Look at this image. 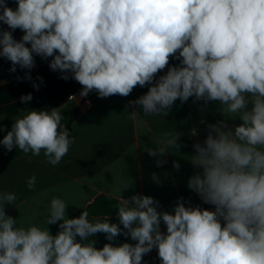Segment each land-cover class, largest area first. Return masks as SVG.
Masks as SVG:
<instances>
[{"label": "clouds", "instance_id": "9594fccd", "mask_svg": "<svg viewBox=\"0 0 264 264\" xmlns=\"http://www.w3.org/2000/svg\"><path fill=\"white\" fill-rule=\"evenodd\" d=\"M16 3L13 9L0 0V23L11 29L0 28V57L11 62L10 73L17 66L33 69L34 54L51 57L49 68L61 79L78 82L81 96L95 91L99 98L127 97L147 85L145 94L129 101L144 115L167 116L177 100L194 98L217 102L241 123L208 124L203 143L193 145L195 172L187 186L214 210L192 206L183 197L171 211L160 210L152 196L134 194L119 197L118 224L109 217L93 222L87 211L68 218L65 201L53 196L46 219L47 226L59 222L53 235L48 227L18 226L5 211L16 194L0 193V264H143L153 249L160 264H264V0ZM16 29L24 33L19 41L12 35ZM172 58L179 64L169 66ZM17 79L32 77L26 72ZM32 99L29 93L20 102ZM63 118L58 108L33 110L15 120L0 145L33 156L43 150L55 166L75 139ZM129 119L138 127L144 123L137 110L129 112ZM179 136L166 133L159 147L144 150L165 156L168 147H180ZM166 162L156 160L158 167ZM173 168L179 170L180 164L174 161ZM152 178L159 183L156 173ZM26 184L32 190L35 175ZM98 233L109 241L102 248L90 239ZM121 234L136 243H111Z\"/></svg>", "mask_w": 264, "mask_h": 264}, {"label": "crops", "instance_id": "0c3cea01", "mask_svg": "<svg viewBox=\"0 0 264 264\" xmlns=\"http://www.w3.org/2000/svg\"><path fill=\"white\" fill-rule=\"evenodd\" d=\"M7 3L13 9L17 7L16 0H7ZM0 28L11 31L2 23ZM12 35L19 41L24 33L16 29ZM51 59L45 60L34 54L33 69L22 70L17 66L16 72L10 73L11 62L0 57V126L4 127L0 134L10 130L16 119L33 110L50 113L52 108H58L64 116L61 123L70 131V137L75 138L68 153L55 166L48 163L43 150L39 156H33L31 152L24 154L17 148L7 151L0 145V193L16 194L15 202L6 205L5 211L17 220L18 226L48 227L55 235L59 231V222L48 226L46 223L53 196L65 201L68 218L79 217L82 211H87L89 220L93 222L109 217L110 222L119 223L117 212L99 216L90 212V207L101 197L113 198L121 205L120 196L127 199L134 194L148 195L160 202V210L167 211H171L177 199L183 197L192 206L214 210L213 205L203 203L187 186L188 179L195 172L190 163L193 145L203 143L208 124L225 119L232 127L241 123L238 118L231 120L217 102L205 104L203 101L194 102V98L184 103L177 100L167 116L144 115L140 106L130 105L129 101L145 94L147 85L135 87L127 97L99 98L92 91L79 104L76 98L82 86L74 79H61L59 72L49 68ZM178 64L179 60L170 59L169 66ZM26 72H30L31 80L17 79L24 77ZM166 72L167 68L156 78ZM40 77L43 78L42 83ZM33 84L38 85V90ZM29 93L33 99L26 104L21 103V95ZM87 102H90L89 108ZM132 110L140 111L144 123L139 127L136 121L129 119ZM169 132L180 135V147H168L165 156H149L145 147H159L158 142ZM157 159L167 162L158 167ZM174 161L180 164L179 170L173 168ZM153 173L157 174L159 183L153 180ZM33 175L36 184L29 190L26 181ZM124 187L128 188L122 190ZM120 227L123 228L122 225ZM161 230L166 231L163 223ZM90 239L96 240L97 248L109 243L103 233ZM125 242L136 243L123 234L111 243L118 246ZM143 264H160L156 249L144 255Z\"/></svg>", "mask_w": 264, "mask_h": 264}, {"label": "trees", "instance_id": "16d2710c", "mask_svg": "<svg viewBox=\"0 0 264 264\" xmlns=\"http://www.w3.org/2000/svg\"><path fill=\"white\" fill-rule=\"evenodd\" d=\"M7 132L0 134V139H3V136ZM120 203L110 197H101L99 198L91 207L90 212L94 215H112L115 214L118 210Z\"/></svg>", "mask_w": 264, "mask_h": 264}, {"label": "water", "instance_id": "95a60500", "mask_svg": "<svg viewBox=\"0 0 264 264\" xmlns=\"http://www.w3.org/2000/svg\"><path fill=\"white\" fill-rule=\"evenodd\" d=\"M88 95H89V93H88ZM88 95L87 96H81V95L77 96V98H76L77 102L79 104L83 103L87 99Z\"/></svg>", "mask_w": 264, "mask_h": 264}, {"label": "built area", "instance_id": "2783aa9c", "mask_svg": "<svg viewBox=\"0 0 264 264\" xmlns=\"http://www.w3.org/2000/svg\"><path fill=\"white\" fill-rule=\"evenodd\" d=\"M71 99H74V96H72ZM90 106V102H87V108H89Z\"/></svg>", "mask_w": 264, "mask_h": 264}]
</instances>
